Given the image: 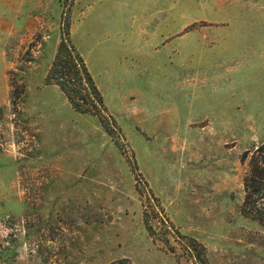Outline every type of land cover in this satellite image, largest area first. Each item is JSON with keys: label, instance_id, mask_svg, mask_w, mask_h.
Wrapping results in <instances>:
<instances>
[{"label": "rangeland", "instance_id": "374dc122", "mask_svg": "<svg viewBox=\"0 0 264 264\" xmlns=\"http://www.w3.org/2000/svg\"><path fill=\"white\" fill-rule=\"evenodd\" d=\"M66 23L112 120L45 82ZM263 48L264 0H0V264H264Z\"/></svg>", "mask_w": 264, "mask_h": 264}, {"label": "trees", "instance_id": "16d2710c", "mask_svg": "<svg viewBox=\"0 0 264 264\" xmlns=\"http://www.w3.org/2000/svg\"><path fill=\"white\" fill-rule=\"evenodd\" d=\"M45 82L56 85L76 112L97 116L102 121L112 120L85 60L69 37L68 23L62 27L61 38L47 71ZM242 190L241 214L264 227V140L251 150L248 168L242 180ZM146 223L147 228L151 230V225ZM104 264L133 263L121 257Z\"/></svg>", "mask_w": 264, "mask_h": 264}, {"label": "crops", "instance_id": "0c3cea01", "mask_svg": "<svg viewBox=\"0 0 264 264\" xmlns=\"http://www.w3.org/2000/svg\"><path fill=\"white\" fill-rule=\"evenodd\" d=\"M242 6V5H241ZM262 47H260L259 48V50L261 49ZM205 50H203L202 49V52H204ZM259 53H260V56H261V60H262V62L264 63V48L261 50V51H259Z\"/></svg>", "mask_w": 264, "mask_h": 264}]
</instances>
